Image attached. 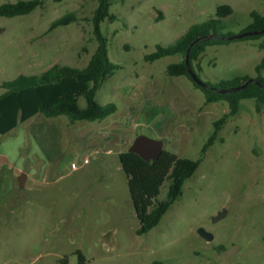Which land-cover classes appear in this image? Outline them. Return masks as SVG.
I'll return each instance as SVG.
<instances>
[{"label":"rangeland","instance_id":"rangeland-1","mask_svg":"<svg viewBox=\"0 0 264 264\" xmlns=\"http://www.w3.org/2000/svg\"><path fill=\"white\" fill-rule=\"evenodd\" d=\"M42 1L28 15L0 17V95L20 75L38 76L54 65L84 68L95 50L97 0ZM219 5L233 10L220 19L219 34H238L252 23L251 12L264 15L261 0H111L115 19L104 20L100 31L120 69L95 99L117 111L73 124L39 114L0 135V264H78V252L84 264H264V106L257 111L253 100H242L201 153L229 106L207 104L186 77L167 75V65L182 57L144 61L190 26L217 19ZM68 12L76 22L48 30ZM261 45L264 36L208 46L193 62L194 73L211 84L254 79L264 60ZM260 72L264 77V66ZM138 135L161 140L179 158L200 160L181 196L145 235H137L118 159ZM83 158L89 163L81 166ZM200 228L213 239L201 238Z\"/></svg>","mask_w":264,"mask_h":264},{"label":"trees","instance_id":"trees-1","mask_svg":"<svg viewBox=\"0 0 264 264\" xmlns=\"http://www.w3.org/2000/svg\"><path fill=\"white\" fill-rule=\"evenodd\" d=\"M261 1L264 2V0ZM42 4V0H18L15 3H5L0 5V17L12 18L28 15ZM110 6L111 0H97V6L91 17L92 34L96 47L84 68L54 65L38 76L20 75L2 85L0 135L9 133L19 124L39 114L45 118L64 117L69 124H73L80 121H103L117 111L114 103L100 105L95 99L102 84L120 69L119 65L109 59L107 40L100 31V24L104 20L115 19V16L109 14ZM232 12L229 5H219L216 8L217 19H209L202 24L190 26L173 44L157 45L153 53L144 57V61L148 63L168 56L182 57L180 62L167 65V75L186 77L196 89L203 93L205 103L225 102L229 106V113L214 123V132L201 153H204L212 144L226 119L238 114L242 100H253L257 111L264 106V90L254 83H248L240 90L227 91L240 87L250 77L224 80L216 84L206 82L208 87L202 89L193 83L187 73L185 64L187 54L189 67L194 72L193 62L198 61L206 47L230 42L226 38L235 34L230 32L219 34L217 29L224 28L220 19L230 16ZM250 16L252 23L238 34L264 29V15L251 12ZM76 21V14L68 12L52 21L48 30ZM262 36L264 34L247 36L242 39H257ZM197 39L199 41L194 43ZM260 47L264 48V45ZM263 66L264 60L256 67L254 79L264 87V77L260 72ZM224 90L226 92L222 93L221 91ZM79 99L84 101V107L79 106ZM118 159L121 170L127 178L130 199L139 223L137 235H145L159 224L170 206L181 196L184 182L193 175L200 163L199 159L179 158L165 150L156 161L149 163L128 151L120 153ZM165 181H168L166 197L164 200H158L160 188ZM78 258V264H84L85 259L80 252H78Z\"/></svg>","mask_w":264,"mask_h":264},{"label":"water","instance_id":"water-1","mask_svg":"<svg viewBox=\"0 0 264 264\" xmlns=\"http://www.w3.org/2000/svg\"><path fill=\"white\" fill-rule=\"evenodd\" d=\"M261 34H264V29H262L260 31H252V32H244V33H240V34H235V35L230 36L226 39L228 41H233V40L242 39V38L247 37V36H254V35H261ZM198 41H199V39L195 40L194 43H196ZM185 64H186V68H187V73L190 76L193 83L196 86H198L199 88H202V89L207 88L208 86L203 81H201L198 78V76L190 69L189 64H188V54L185 57ZM248 83H254L264 90V87L260 83H258L255 79L251 78L248 81H246L243 85H241L240 87H237V88H234L231 90H227V91L240 90V89L244 88ZM221 92L224 93L226 91L224 90ZM127 151L130 153L136 154L143 161L149 163V162L156 161L159 158V156L161 155V153L163 151V142L161 140H154V139L148 138L144 135H138L133 139V141H132V143L129 146ZM24 177H25L24 173H22L21 176L19 177V187L20 188L23 187ZM224 215H225V210H222L212 219V221L216 222V221L220 220L221 218H223ZM198 234L201 238H203L207 242H209L213 239V236L202 228L198 229Z\"/></svg>","mask_w":264,"mask_h":264},{"label":"built area","instance_id":"built-area-1","mask_svg":"<svg viewBox=\"0 0 264 264\" xmlns=\"http://www.w3.org/2000/svg\"><path fill=\"white\" fill-rule=\"evenodd\" d=\"M89 163V158H83L82 159V163H81V166L82 165H87ZM78 169V166L76 164H71V170L75 171Z\"/></svg>","mask_w":264,"mask_h":264}]
</instances>
